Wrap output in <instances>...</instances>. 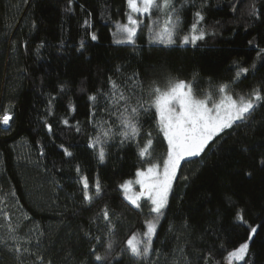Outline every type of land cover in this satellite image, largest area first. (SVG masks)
<instances>
[{
  "label": "trees",
  "instance_id": "1",
  "mask_svg": "<svg viewBox=\"0 0 264 264\" xmlns=\"http://www.w3.org/2000/svg\"><path fill=\"white\" fill-rule=\"evenodd\" d=\"M174 3L180 8L183 0ZM68 9L69 0H0V114L7 108L13 116L9 125L0 124V264H98L93 247L105 255L111 241L114 256L128 236L144 230L150 203L133 207L119 185L148 166L138 145L149 132L153 145L146 159L162 165L168 146L152 108L139 118L140 134L123 145L115 136L99 161L88 147L97 131L89 122L88 98L97 96L96 120L107 119L116 128L119 121L104 111L110 107L109 77L126 95L145 101L154 82L164 88L177 79L191 82L199 98L211 93L217 100L219 85L233 81L237 65L249 72L231 85L233 96L264 88V59L257 58L264 48V0H190L170 45L150 43L143 27L134 45L112 43V22L126 19V0H72ZM197 10L205 17L198 27L206 35L195 45H182ZM60 145L73 156L66 157ZM262 158L264 102L247 121L215 137L199 157L181 161L149 260L122 255L118 264H227V252L247 240L249 225L258 227L248 264H264ZM77 165L90 185L100 181L102 192L91 203L84 200ZM105 206L115 226L111 236ZM239 210L246 224L237 222ZM13 234L15 240L9 238ZM104 264L117 261L110 257Z\"/></svg>",
  "mask_w": 264,
  "mask_h": 264
},
{
  "label": "snow or ice",
  "instance_id": "2",
  "mask_svg": "<svg viewBox=\"0 0 264 264\" xmlns=\"http://www.w3.org/2000/svg\"><path fill=\"white\" fill-rule=\"evenodd\" d=\"M189 2L190 0H183L180 8H177L174 0H126L128 6V12L125 14L127 22H115L116 30L112 33L114 43L134 45L138 30L144 24L145 18L149 21L147 27L150 42L166 45L176 43L175 37L178 35L182 23L180 11ZM71 4L72 0H69L68 10H71ZM154 12H159L161 15L153 19L152 14ZM250 15H256L254 3ZM193 16L194 21L188 33L181 36L180 43L182 45L188 43L195 45L197 41L203 40L206 35L204 29L198 27L205 19L203 13L197 10L193 13ZM161 20H163V23H160ZM85 24H89V22L85 21ZM91 39L93 41L97 39L95 33H91ZM249 43L252 42L249 41ZM37 51H39V48ZM257 58L264 59V48L257 51ZM252 67L255 68L256 64L253 63ZM248 72L249 68L237 65L233 81L229 84L219 85V100H215L211 93L206 94L204 98H199L191 82L177 79L169 80L164 88L155 85L154 82V86L149 92L151 99L145 101L142 97L135 96V93L126 95L119 89L116 81L109 77L112 90L106 95L110 107H106L104 111L119 121L116 128L109 124L107 119L102 118L99 122L96 120L94 105L97 96H89V101L93 103V108L90 109L89 122L93 124L97 131L95 135L89 137L88 147L96 152L101 163L104 162L106 157L104 146L115 136L121 137L120 142L122 145L135 139L141 131L139 123L141 114L152 108L155 109L157 125L168 145L167 155L163 159L162 172L159 163L146 159L151 156L152 134L148 133V139L143 146L138 145L139 156L142 160H146L148 166L136 170L135 181L126 180L119 187L125 193V199L137 209L143 208L141 200L146 199L150 203L149 212L154 215L145 219L143 231L138 230L128 236L124 241V247L114 256L112 255L113 244L111 241L107 244L105 255L99 254L93 247L91 252L98 264H104L110 257L118 264L122 255H129L135 258L136 261L149 260L154 251L153 237L157 233L159 218L163 215V210L168 203V194L172 190L173 180L177 178V169L180 167L181 161L199 157L215 137L219 136L225 129L233 127L237 122L247 121L258 104L264 102V88L259 85L253 88L250 94L247 96L241 95L238 99L231 94V85L235 84L241 76L247 75ZM61 91H63V86ZM133 98L136 100L135 104L131 102ZM69 108L70 111L75 110L72 105ZM51 114L50 101L49 115ZM12 119L13 116L7 108L4 109L3 114H0V124L2 125H9ZM63 123L68 125L69 122L65 119ZM46 127L50 132L52 131L51 125H46ZM76 130L79 132L81 129L77 127ZM60 147L66 157L73 156V152L68 147L64 145H60ZM41 155H44L43 150H41ZM259 163L264 167V158ZM76 171L80 176L84 200L91 203L94 197L99 196L102 192L100 181L97 179L94 185H90L88 177L81 172L79 165H77ZM248 175H251V173H248ZM184 178L187 179V177ZM134 183L139 185L140 190L138 192L131 191V186ZM92 187L95 188L94 193ZM103 218L108 222V234L111 236L115 226L111 223L112 217L107 206L103 210ZM236 220L240 224L247 223L244 220L243 210L237 211ZM257 227L249 225L247 240L227 252L225 256L227 264H234V262L248 264L247 257L250 253V242L257 233ZM14 231V229H9L10 233H14ZM9 238L15 240L16 236L13 234ZM0 243H3V240H0ZM97 243H100L99 237H97ZM16 251L19 253L21 249L17 247ZM24 251H27V249Z\"/></svg>",
  "mask_w": 264,
  "mask_h": 264
},
{
  "label": "rangeland",
  "instance_id": "3",
  "mask_svg": "<svg viewBox=\"0 0 264 264\" xmlns=\"http://www.w3.org/2000/svg\"><path fill=\"white\" fill-rule=\"evenodd\" d=\"M127 9H128V6H127ZM153 19H155L156 17H158V16H160L161 14L159 13V12H154L153 14ZM115 22L116 21H113L112 23H113V25H112V28H111V35H112V33L116 30L115 29ZM121 22H127L126 21V19L124 20V21H121ZM148 23H149V21H148V19L147 18H145L144 19V24H142L141 26H140V29L143 27V29L145 30V33L147 34V37H148V40H149V42H150V34H149V30H148V27H147V25H148ZM160 23H163V20H161L160 21ZM139 29V30H140ZM138 30V31H139ZM138 34V33H137ZM112 43L113 44H117V43H114V37H113V35H112ZM150 43H153L154 44V42H150ZM125 44H127V43H125ZM117 45H121V44H117ZM183 45H186V44H183ZM219 95H220V93H219ZM234 98H236V99H238L239 97H235V96H233ZM220 98V97H219ZM217 100H219V99H217ZM165 142H166V140H165ZM168 146V145H167ZM160 171L162 172L163 171V163H162V165H160ZM135 179H136V177H135V174H134V177L133 178H131V179H128V180H133V181H135ZM140 189H139V185H137V184H133L132 186H131V191L132 192H138ZM122 193H123V197L125 198V193L122 191ZM130 194V193H129ZM169 195V194H168ZM168 198H169V196H168ZM143 200H146V199H142L141 200V202L143 201ZM128 202V201H127ZM152 215H154V214H152ZM162 217V216H161ZM161 217L159 218V223H160V221H161ZM158 223V224H159ZM158 226V225H157Z\"/></svg>",
  "mask_w": 264,
  "mask_h": 264
}]
</instances>
